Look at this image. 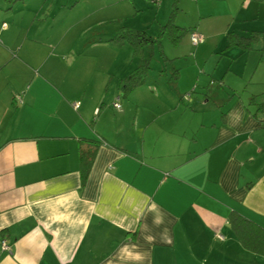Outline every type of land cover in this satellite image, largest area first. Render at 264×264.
<instances>
[{"label":"crops","instance_id":"1","mask_svg":"<svg viewBox=\"0 0 264 264\" xmlns=\"http://www.w3.org/2000/svg\"><path fill=\"white\" fill-rule=\"evenodd\" d=\"M28 1L0 6V242L9 247L0 264H264L228 220L236 213L264 230L261 79L240 94H195L182 74L193 61L174 62L196 32V52L228 39L229 71L262 39L245 23L264 1L173 0L185 32L167 46L172 56L163 45L170 71L139 94L122 90L136 66L130 45L109 42L112 28L95 32L83 16L64 20L53 3ZM110 4L109 20L121 8L137 16L136 2ZM251 34L247 50L235 45ZM84 139L99 143L82 182Z\"/></svg>","mask_w":264,"mask_h":264},{"label":"rangeland","instance_id":"2","mask_svg":"<svg viewBox=\"0 0 264 264\" xmlns=\"http://www.w3.org/2000/svg\"><path fill=\"white\" fill-rule=\"evenodd\" d=\"M4 1L5 0H0V6H5L6 9L8 5ZM114 1L115 0H47L44 3V0H41V4H39L38 0H30L28 1V4L32 5L36 3L37 7H40L42 6V3H44L43 6L46 7L47 4L53 3L51 8L54 16H63L66 14V16L68 17H64V20H68V18H72L74 16H83L82 24H93L92 27H94V30H98L95 32H99V30H101L102 28H105L106 30L108 28H112L115 34L122 28H129L144 30L149 36H151L152 38H156L159 36L160 27L167 21V19H164L163 17V10L167 6L169 10H171V5L173 3V0H160L157 7H155L150 6L146 0H131L133 2H136V4L138 5L137 16L133 17L125 14V10L121 8V11H114L116 13V16H113L109 20L105 13L108 12L106 11L108 8L112 7V4H108L114 3ZM240 1L241 0L237 1V5L240 3ZM261 4H263L262 1ZM68 9L72 11H70L69 13ZM189 18V15H179L177 21H183L185 25H187L186 23ZM217 20V22L219 23V19ZM102 21L104 24H102V26H98L102 23ZM213 22H216V19H213ZM54 23L58 24V29L61 28L62 23H56V21H54ZM231 25L235 26L236 23H231ZM245 25L249 28L254 27L263 30L264 9L260 8V13L257 21L249 20L247 23H245ZM262 33V39L259 38L257 42L253 43V49L248 53L249 55L245 58H236L232 62L229 71L226 70L228 65L230 64L228 55H233L235 51L232 50L231 52L229 51V49H224L225 52L228 51L227 54L224 56L220 55V51L224 47L225 42H228V39L226 38L224 39V42L221 43L222 46L220 48L215 49L216 46H214L213 43L210 48L204 47L199 49L198 52H196L195 46L189 41L185 40V42L187 43L186 45H183L184 41L182 38L180 44L177 45L178 52H173L181 57L180 59L174 60V62H176L175 65L176 67H179L178 62L182 63L184 61H193V64L195 66L193 65L192 67L184 70L182 74L187 73V80L192 79L193 84H191L192 86H190L189 89L194 88L195 94L205 92L212 95L213 97L222 94H240L244 88L253 86L251 84L255 83L257 79H261L260 85L263 87L264 75H262L261 77L260 68L264 65V43H262V40L264 38V30L262 31ZM158 38V45L155 43L153 45L145 46L143 58H146L149 61V67L151 69L149 70L146 77L147 82L131 90V92L134 94L142 93L143 90H145L143 88L151 89V79H155L157 75H160L159 73H162L166 69L168 72L170 71L171 66L167 63L168 59H165L164 57H162V55H160L161 51L163 53V45H165L164 55H166V52L168 53L169 57L173 55L172 52H169V49L167 47L169 46V40L165 37V35L159 36ZM218 40L222 41L220 36L217 37V41ZM257 43L258 46H255ZM261 45H263V50L259 51ZM172 48L173 47H171L170 50H172ZM184 48L186 50L185 52H183ZM132 49L130 51L131 58L133 64L137 66L141 62L142 58L139 54L134 55V49ZM124 52L125 50H122V53L120 55L121 58H123ZM194 53H196L195 56ZM259 56L261 60L258 66H256ZM182 70L183 69H181L180 71ZM222 75L224 77V82H222L224 84V87L219 84V80H222L220 79ZM249 77H251V81L249 80ZM256 87H259V84Z\"/></svg>","mask_w":264,"mask_h":264},{"label":"trees","instance_id":"3","mask_svg":"<svg viewBox=\"0 0 264 264\" xmlns=\"http://www.w3.org/2000/svg\"><path fill=\"white\" fill-rule=\"evenodd\" d=\"M147 2L152 5L149 0H147ZM175 2L176 1H174V3ZM152 6L157 7L156 5ZM176 10L177 8L174 5L173 9L169 13L167 21L160 27L159 33V36L165 35L172 46L178 43L179 39L183 35V32H185L174 23ZM254 36V34H251L249 37L238 38L235 45L247 50L250 46V42L253 41ZM158 37L152 38L144 30L122 28L120 31L115 33L111 40H109V42L116 44L117 47L122 46L123 44L130 45L134 49V55L139 54L142 58L141 62L131 71V73L121 79L122 90L124 93H128L133 88L144 84L147 74L151 68L149 67V61L146 58H143V52L145 46L147 45L149 46L155 43L158 45ZM160 55H162V51ZM258 110L264 112V103L258 105ZM82 141L83 143H86L84 146L83 143H81L82 145L79 147V171L83 182L89 172L94 152L99 142L92 139H84ZM228 220L237 238L246 249L264 255L263 229L236 213H230Z\"/></svg>","mask_w":264,"mask_h":264},{"label":"built area","instance_id":"4","mask_svg":"<svg viewBox=\"0 0 264 264\" xmlns=\"http://www.w3.org/2000/svg\"><path fill=\"white\" fill-rule=\"evenodd\" d=\"M149 2L152 5H156L157 6L159 4L160 0H149ZM189 36H190V40H191L193 45H197V44H199V43H201L203 41V37L201 35H199L198 33H196V32H191ZM77 106H78V102H75L74 103V107H77ZM113 106L115 108H119L118 102H115L113 104ZM0 246H1V249L3 251L9 252V247H8L7 243L5 242V240H1Z\"/></svg>","mask_w":264,"mask_h":264}]
</instances>
